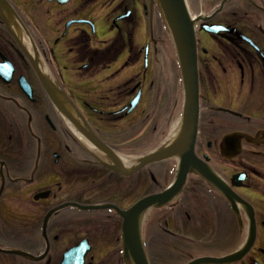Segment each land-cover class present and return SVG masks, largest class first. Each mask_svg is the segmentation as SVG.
I'll list each match as a JSON object with an SVG mask.
<instances>
[{
	"label": "flooded vegetation",
	"instance_id": "af4514ba",
	"mask_svg": "<svg viewBox=\"0 0 264 264\" xmlns=\"http://www.w3.org/2000/svg\"><path fill=\"white\" fill-rule=\"evenodd\" d=\"M185 5L197 56L193 153L217 179L189 171L168 203L144 211L137 232L128 211L162 197L177 161L118 174L110 168L116 152L139 154L118 151L113 125L146 120L153 131L145 140L166 141L183 102L175 47L155 4L0 0V264H127L125 254L140 256V248L149 264H188L233 254L252 229L250 250L223 264H264V0ZM103 23L117 33L111 41ZM169 58L174 84L164 75ZM38 74L56 82L82 132ZM164 93L174 100L161 105Z\"/></svg>",
	"mask_w": 264,
	"mask_h": 264
},
{
	"label": "water",
	"instance_id": "95a60500",
	"mask_svg": "<svg viewBox=\"0 0 264 264\" xmlns=\"http://www.w3.org/2000/svg\"><path fill=\"white\" fill-rule=\"evenodd\" d=\"M155 3L159 12L160 18H162L163 26L167 32V35L173 42L175 47V53L178 61L179 78H181L182 93V111L180 113V121L177 124L176 131L154 150H151L143 155H137L136 157L127 156L124 157L116 152L117 167H110L116 170L118 174L123 176L132 175L137 170L143 168L152 163L167 160V158H174L177 161L176 172L173 178V185L162 194V197L149 196L142 198L138 203L133 205L131 209L125 214H132L137 222V232L140 229L141 215L149 207H160L166 202H169V198H173L171 194L179 191L182 184L185 182L186 174L190 172L200 174L208 182H212L217 177L213 174L210 168H207L203 163L194 156L193 145L195 142V136L197 133L198 122V77L196 67V46L194 27L192 21L188 16L187 7L185 6V0H149V6ZM10 22V16L7 15ZM41 84L43 85L48 97L54 103L59 110L77 127L79 132H82V126L78 121L74 120L71 113V106L69 100L60 90L56 82L51 80L48 76L38 74ZM135 101L130 104V109L133 107ZM246 140H251L250 135H242ZM227 139V138H226ZM110 166V164H109ZM165 202V203H164ZM167 202V203H168ZM128 220H125L124 226H126ZM134 222V221H133ZM254 230L248 232V238L244 242L242 248L233 252V254L223 256L221 258L203 257L193 259L188 264H223L224 262H233L243 257V255L249 251L254 240ZM132 252V249L125 251ZM140 256L128 257L125 254V260L127 264H149L146 259L142 248L138 250ZM135 254H137L135 252Z\"/></svg>",
	"mask_w": 264,
	"mask_h": 264
},
{
	"label": "rangeland",
	"instance_id": "374dc122",
	"mask_svg": "<svg viewBox=\"0 0 264 264\" xmlns=\"http://www.w3.org/2000/svg\"><path fill=\"white\" fill-rule=\"evenodd\" d=\"M142 1L145 2V0H142ZM138 2H139V0H138ZM131 6L134 9L138 10L137 9L138 4L136 5L135 3L132 2ZM104 9L106 11L103 12V13H106V12L109 11L108 7L104 8ZM103 13H102V20H103V18L106 17V14H103ZM155 25H156V27L159 28L160 23H159V19L158 18H156V20H155ZM107 29H108L107 27L105 29V24L103 23L104 41H106V40H110L111 41V39L115 38V35L117 33H116V31H114V29H111V30H107ZM157 35H161V28H160V30H157ZM142 43H143V40L141 41L140 45ZM137 45H139V44H137ZM119 64L120 63H116L114 65V67L119 66ZM166 68L167 69H166V72L164 73V75L166 77L169 76L168 77V78H170L169 82L172 81V83L174 84L176 82V80L174 78V73L176 75V70L174 68V65L171 64V58L168 59V67H166ZM127 75H128V72L126 71L122 75H120V77L117 78V81L120 82ZM163 78H164V76H163ZM163 81H166V80H163ZM117 85H118V83L117 84H113V86H111V87L115 88V86H117ZM173 96H174V94H169L167 96L164 93L163 94L164 101L161 103V105L165 104V102L167 100L166 97L168 99H170L169 103H171L174 100ZM181 102H182V99H181ZM146 103L147 102H145V101H144L143 104L141 103V105H140L138 110L141 111V108H144L143 105H145ZM170 106L171 105L168 104L167 109ZM180 107H181V104H180ZM156 109H158V107ZM179 109H176L174 111L176 113V115H175V118H172L173 119L172 125L176 122L177 112H178ZM133 117H135V116L133 115ZM128 119H131V118H128ZM126 123L129 125V121L127 119H125V121H122L121 124L119 123V124L113 125L114 138L117 137L116 136L117 134L119 135V138H117L118 142L120 144L119 146H117L118 147V151L123 153V154H130L131 153L132 155L133 154L137 155V154H140V153L147 152L148 150H150V151L154 150L155 148H157V146H160L162 143L165 142L164 140H160L161 137L160 138L159 137L153 138V140H150V138H149L150 141H147L148 139L145 140V137L147 135L151 136L150 135V131L152 130L151 129V123H148L146 120L145 121L144 120H139V119L136 120V117H135L133 126H129V128H125L124 129V126L126 125ZM170 163H171V161H170ZM140 175H141V173H138V176H140ZM160 176L161 175L159 174L158 177H160ZM147 183L151 184V181H148ZM147 185L143 186V184H142V186L145 187V188L148 187Z\"/></svg>",
	"mask_w": 264,
	"mask_h": 264
}]
</instances>
